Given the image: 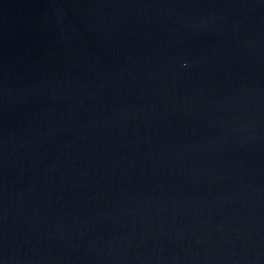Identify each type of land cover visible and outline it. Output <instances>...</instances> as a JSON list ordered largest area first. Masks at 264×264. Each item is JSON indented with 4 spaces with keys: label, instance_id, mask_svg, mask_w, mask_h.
<instances>
[{
    "label": "water",
    "instance_id": "obj_1",
    "mask_svg": "<svg viewBox=\"0 0 264 264\" xmlns=\"http://www.w3.org/2000/svg\"><path fill=\"white\" fill-rule=\"evenodd\" d=\"M0 264H264V0H0Z\"/></svg>",
    "mask_w": 264,
    "mask_h": 264
}]
</instances>
